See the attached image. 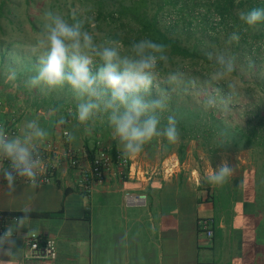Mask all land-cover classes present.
<instances>
[{
    "label": "crops",
    "instance_id": "0c3cea01",
    "mask_svg": "<svg viewBox=\"0 0 264 264\" xmlns=\"http://www.w3.org/2000/svg\"><path fill=\"white\" fill-rule=\"evenodd\" d=\"M12 115L10 119L3 116V120L15 127V136L23 135L26 124L36 120L48 132L43 141H34L36 146L49 142L62 146L64 129L59 123L54 125L49 115L30 108H17ZM74 137L67 143L81 159L79 168L62 164L51 183L36 187L16 183L12 194L0 179V215L8 217L4 227H11V236L0 249V264H264L263 151L243 150L234 154L235 158L221 157L235 168L222 188L203 180L208 168L221 160L197 163L196 158L202 160L200 156L191 159L187 151L185 160L179 162L176 154L161 159L143 152L129 159L136 179L120 177L112 170L86 194L80 179L81 169L89 161L82 139ZM167 166L175 167L172 176L161 173L149 181L144 178L156 167ZM126 192L145 193L146 207L125 206ZM26 208L29 213L57 215L29 217L28 223L19 227L11 215ZM200 218L215 220L211 240L200 234ZM32 233L55 240L54 261L24 260L23 240Z\"/></svg>",
    "mask_w": 264,
    "mask_h": 264
},
{
    "label": "trees",
    "instance_id": "16d2710c",
    "mask_svg": "<svg viewBox=\"0 0 264 264\" xmlns=\"http://www.w3.org/2000/svg\"><path fill=\"white\" fill-rule=\"evenodd\" d=\"M28 5L31 0H24ZM72 6L78 3L83 13L68 17L72 22L83 23L82 31L96 33L94 43L102 45L106 38L122 40L125 49L133 40L145 36L157 42H163L169 48L170 60L167 67L161 66V72L154 81L151 98H157L163 91L170 96L169 108L178 120L180 140L169 145L161 139L146 145L144 152L149 157L158 155L161 159L176 154L179 162L186 158L188 143L195 141L207 155L218 156L223 153L236 154L243 150L260 149L264 153V113H257L245 125H234L232 118L225 116L223 110L228 102H234L238 96H231L226 83L213 82L210 73L218 70L217 56L233 53L237 62L245 70L256 73L253 80H245L248 87H255L264 95V79L258 72H264V22L255 28L241 31L238 44H229L231 32L239 30L242 22L239 13L254 7L264 8V0H72ZM20 5L12 0H0V110L29 109L33 112L49 115L51 122L73 136H80L76 109L71 111V98L79 96L67 83L51 91L46 88L29 89L27 80L36 74L37 58L19 55L21 42L13 39L14 31L21 30L17 13ZM53 5L50 11L53 13ZM26 22L32 32H41L36 22L26 13ZM20 24V25H19ZM44 26L45 24L42 23ZM201 36L195 38V31ZM12 32L7 38L8 32ZM222 38V40H220ZM218 43V51L212 52L209 41ZM221 42V43H220ZM33 46H37L35 43ZM18 48V49H17ZM44 55L46 50L41 49ZM211 54L209 60L207 54ZM127 54L122 52L121 55ZM99 64L92 66L93 72ZM11 70L16 71V79L8 80ZM175 75L177 82L169 84L170 76ZM231 79V78H230ZM194 81L195 83H190ZM195 92V94L193 93ZM252 89L244 92L250 96ZM209 97L215 99V107L205 108ZM4 99V104L2 103ZM80 98V96H79ZM87 99V97H86ZM22 100V104H17ZM98 118L93 130L82 137L83 150L88 161L97 153V142H101L107 152L115 157L119 152L112 138V128L108 123V113L97 112ZM161 127L166 123L169 113H158ZM61 120L64 122L61 123ZM53 125V124H52ZM12 126V125H11ZM50 128H53L50 126ZM110 141V146L105 142ZM211 163L214 164L213 161ZM24 213L12 214L20 216ZM31 218H53L56 213H28ZM215 221V220H214Z\"/></svg>",
    "mask_w": 264,
    "mask_h": 264
},
{
    "label": "clouds",
    "instance_id": "9594fccd",
    "mask_svg": "<svg viewBox=\"0 0 264 264\" xmlns=\"http://www.w3.org/2000/svg\"><path fill=\"white\" fill-rule=\"evenodd\" d=\"M45 19L50 23L45 24L46 35L38 41V45L46 52L37 60L36 74L27 80L29 89L41 88L43 91L46 88L51 91L67 83L80 97H87L85 102L77 105V119L84 123L94 113H108L112 138L124 159L140 156L145 146L157 139L169 145L179 142L178 120L169 108L170 96L163 91L157 98L150 96L161 66L167 67L170 60L166 44L145 36L133 40L127 49L124 42L115 37L106 38L102 45H98L94 43L92 34L82 31L83 23L80 21L69 24L51 11L45 12ZM239 20L242 27L231 32L229 44H238L241 31L246 32L264 22V8L241 11ZM125 51L127 54L121 55ZM207 56L212 59L210 53ZM97 63L99 66L93 72L92 66ZM217 64L220 67L210 73L211 81H222L232 97L239 95L240 82L230 79L236 71V55L220 54ZM8 79H16L15 70L10 71ZM176 82L175 75L169 77V84ZM215 104V99L209 97L205 108L215 107ZM166 112L169 114L161 127L158 113ZM47 136L48 132L39 127L36 120L26 124L23 135L11 138L0 126V179L6 182L9 194L15 191L18 180L32 187L38 185V178L45 168L34 141H43ZM74 139V136H68L69 142ZM234 171V166L227 159H222L216 167L208 168L203 180L211 187L222 188L229 183ZM22 211L24 214L14 218L19 227H24L29 221V209ZM10 236L11 227L6 226L3 237H0V249L3 241ZM4 254L8 255V251Z\"/></svg>",
    "mask_w": 264,
    "mask_h": 264
},
{
    "label": "built area",
    "instance_id": "2783aa9c",
    "mask_svg": "<svg viewBox=\"0 0 264 264\" xmlns=\"http://www.w3.org/2000/svg\"><path fill=\"white\" fill-rule=\"evenodd\" d=\"M0 126L4 127L9 138L16 135L15 127L8 125L0 120ZM67 134V135H66ZM68 132L64 131L62 146H56L54 143H46L37 147L40 157L43 161L45 172L38 178V185H45L52 182L55 173L60 165L64 164L70 168L77 169L80 167L81 159L79 155L68 145ZM98 149L92 161L81 169L80 186L86 194H90L92 187L96 183H101L109 171L114 170L120 177L137 178V174H131V164L129 159L121 157L120 152L112 157L105 149L101 142L96 143ZM8 163L7 161L5 162ZM177 165L176 167H178ZM175 168V167H174ZM172 167H156L150 171L144 178L149 181L153 176L164 174L172 176L174 173ZM128 169V173L124 170ZM17 183H25L18 180ZM27 184V183H25ZM147 195L145 193L126 192L123 195L124 205L127 207H146ZM8 218L6 215H0V237H3L5 227L4 222ZM15 218V217H13ZM197 227L200 234L206 239L211 240L214 235L215 221L213 218H200L197 221ZM24 260L29 262H51L57 258L55 240L51 237H45L42 234L32 233L23 240Z\"/></svg>",
    "mask_w": 264,
    "mask_h": 264
},
{
    "label": "rangeland",
    "instance_id": "374dc122",
    "mask_svg": "<svg viewBox=\"0 0 264 264\" xmlns=\"http://www.w3.org/2000/svg\"><path fill=\"white\" fill-rule=\"evenodd\" d=\"M14 2H16L17 5H20V10L17 12L19 14V18L16 20V22H21L22 27L21 30L19 29V31H14L13 33V39H16L18 41L21 42V45L18 47L20 50H18L19 55H25L27 57H31V58H39L40 56H42V48L39 47L38 45V41L44 39L45 35H46V30H45V26L42 24H46V23H50V21H46L45 19V12L50 11L51 6L53 5V13L55 15H60L62 18H64L69 24H72L74 22H72L70 20V18L68 17H73V14H77L78 15H82V7L78 4L75 3L74 6H72V0H31L30 4L28 5V9L26 10V4L24 2V0H12ZM26 13L29 15V17L36 22V25L38 27L39 30L43 31V33L41 32H32L29 29V26L26 22ZM20 25V24H19ZM10 34H12V32H8L7 38L10 36ZM93 35V37H99L96 35V33H90ZM195 38H199L201 36V32L199 30L195 31ZM207 41H209V45L212 48V52H216L218 51V48L220 46H218V43L216 41H211L206 39ZM220 40H222V38H220ZM34 43L37 46H33ZM221 43V42H220ZM17 48V49H18ZM46 50V49H45ZM223 54L225 55V52H223ZM237 73L238 75H245V80H253V77H256V73L249 71V70H245L244 66H242L240 63L237 62ZM258 76H260V79H264V72H258ZM231 79H236L240 82L241 84V91L240 94L237 98L236 101L234 102H228L227 105H225V108L223 110V114H225V116H229L232 118V122L234 123V125H239L242 127H245L246 123L257 113L262 114L264 113V95L255 87H248L246 86L242 80L240 79V77L233 75V77H230ZM8 76H7V81H8ZM250 88L252 89V91L250 92L251 95L250 96H246L244 93V91ZM193 93L195 94V92L193 91ZM87 99L86 97H80L79 96H74L73 98H71L70 100V104H71V111L73 112L74 109L77 108V105L79 103L85 102ZM2 103L4 104V99L2 98ZM17 104H22V100L18 101ZM15 109H8V108H4L2 110H0V120L2 121H6L5 119L3 120V116L6 119H10L13 115H12V111H14ZM4 111H8L7 114ZM75 111V110H74ZM5 113V114H4ZM10 115V116H9ZM98 118V113H94L92 117L89 118V120L87 122L81 123L79 122V120L77 119V128L80 131H83V134H80V139H82L83 136H87L91 130H93V128L96 125V119ZM106 146H110V141L105 142ZM260 150V149H257ZM187 151L189 152V155L191 156V159H193V157L195 158L196 156H200V158L202 160H200L199 158H196L197 163L202 162L204 160H208V161H213V162H218L221 160V157H231V158H235L234 154H229V153H223L220 154L218 156H214V155H207L206 153H204L201 148L198 146V143L195 141H191L188 143V147H187ZM147 155V153H145ZM195 155V156H194Z\"/></svg>",
    "mask_w": 264,
    "mask_h": 264
}]
</instances>
